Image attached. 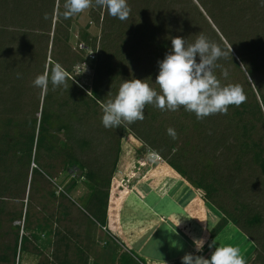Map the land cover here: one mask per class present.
<instances>
[{
  "label": "rangeland",
  "instance_id": "rangeland-1",
  "mask_svg": "<svg viewBox=\"0 0 264 264\" xmlns=\"http://www.w3.org/2000/svg\"><path fill=\"white\" fill-rule=\"evenodd\" d=\"M56 1L50 22L51 30L50 32L45 31V36L41 35L40 37L42 40L41 57L43 59L46 56L45 70L51 58L56 59L58 57L60 60L62 59V66L70 68V72L67 75L71 83L87 93L95 85L94 64L96 52L84 47L81 43V37L83 32H86L89 37L96 39L97 47V42L101 36L100 27L103 25V29H107V31H104L108 32L105 49L110 55L114 76L116 77L114 82H116L117 86H114V89L119 88L121 85H118V80H122V83L124 80H143L146 78V83L159 92L158 85L155 84L158 72L156 75H150L152 70L158 65L157 61H159V58L158 54H156L158 44L164 38L177 36L182 38L186 36L184 39L189 40L191 44L199 34H204L210 41L217 43L226 53L218 59L216 62L218 66L214 68V75L221 86L239 85L246 96L245 103L252 104L253 95L259 100V95L264 94V4L261 3V0H145L144 2L142 0H127L131 21L128 19L121 21L112 17L103 8H101L100 18L98 19V14H96L98 13V8L95 7L94 3L82 12L65 19L63 16L65 0L57 3ZM144 5L150 9H146ZM15 7L17 8L16 5ZM1 12L2 10H0ZM27 12L29 11L27 10ZM27 12L29 21L25 22V27L33 30L38 29V31L48 28V21L43 15L41 17L39 12ZM22 14L23 12L20 15ZM211 14L217 23L220 24V27L214 22ZM148 15L154 20L155 26H159L153 35L144 31L140 32L139 30V23L146 18L148 19ZM107 18L108 26L105 25ZM7 20L1 23L3 25L7 24L8 29L13 30L11 28H15L16 23L9 25ZM54 23L57 26V30L54 31L55 38L52 46ZM122 23L129 28V33L127 31L125 35H122ZM148 25L150 26V24ZM123 38H127L128 43L123 44ZM47 39L50 40L49 44H47L48 42L46 43ZM4 40L6 41V37ZM7 56L8 54L6 53L3 57ZM248 67L253 70V76H248ZM28 69H30L29 75L31 78L27 79L28 83L26 86L28 89L24 90L21 100L22 106L17 110L20 116H24L26 112H29L32 116L36 105H41L43 98V91L39 92L40 89L32 85L35 77L42 74L39 66L32 64L28 66ZM225 70L228 72L226 78L222 75ZM65 84L68 85L67 83ZM65 84L58 87H53L52 85L50 91L55 95L56 91L59 90V99L64 100L69 95V90H65ZM76 86L74 89L75 98L79 92L78 89L76 90ZM5 97L3 101H5ZM74 101L77 102L76 99ZM69 102L71 105L75 104L71 100ZM98 105L92 106L87 117V113L85 114V120H83L81 127L78 123H75L74 127L77 132L81 130L91 139L92 144L89 151L84 156H80L82 159H86L91 164V167L98 170L103 164H106L104 166L109 169L111 167L110 163L116 159V166L110 177L107 197L106 213L110 221V228L107 226L106 231L94 222L86 211L81 209L82 201L87 194V188L82 180H78L77 186L70 192L68 197L64 198L61 196V193L65 192L64 186L67 184L65 181L61 186L58 185L65 176L62 157L42 153L40 162L46 167L45 171L50 173L51 178L45 177L38 180L31 200L27 198L28 185L24 196H20L21 198L14 199L7 197V195L5 197V214L0 216L2 222V227L0 228V253L5 250L8 253L9 261L0 262V264H13L11 248L14 243V231H12L11 227L19 224V235H21L26 208L29 209L33 225L37 221L48 223L56 233L53 235L50 244H45L42 241L38 242L41 245L40 248H37L35 246L36 242L31 239L27 243V250L21 253L19 259L17 257L14 259L15 263L17 261L19 264H38L39 262L45 263V261L57 263L58 260L63 259L64 245L67 244L69 247L65 255L72 264L81 263L77 258L79 253L82 256L81 259H95L100 264H117L115 258H117L122 247L118 241H115L110 236L112 231L118 232L116 228L119 229L117 224H115L117 223L115 214L116 201L122 192H128L131 177L136 174L135 172H138L144 164L150 162L151 159H149L148 153L153 149V145L158 149L159 147H167L166 145L172 143V152H179V150L185 152L186 157L183 163L186 166L198 165V154L205 155L206 152L209 158H213L219 170L229 165L228 162L235 153L237 142L234 135L240 133V128L235 127V124H239L237 122L238 117H234V120L230 116L232 108L228 109L226 114L216 113L207 116V132H212L213 139L210 140L211 147H207V144L205 147V140H200L201 135L205 131L192 130V123H190L189 117L187 114H182L185 111L182 106L176 111H170L161 110L152 104H148L152 110L159 113L158 117L152 120V125L158 126V124H161L166 131L172 128L176 134L175 139H173L167 132V134H163L156 139L157 142L151 144L140 139L135 129L128 127L133 123L129 124L122 121L118 127H103L101 123L103 105L100 102ZM80 112H82V109ZM3 117L5 115L2 113L0 96V118L2 119ZM200 120L201 124L205 126V117ZM179 125L184 127V129H181ZM263 131L264 128L261 123L256 121L251 135L254 139L263 138ZM58 138L63 140V134H59ZM219 138L224 139L225 147H222L221 144L217 146L216 140L219 141ZM155 156H157L154 159L155 161H165L160 155L156 154ZM34 166L35 164H30L28 183L31 167ZM214 169L217 170L216 168ZM207 173L206 178L211 180V171ZM78 175L79 171H76L74 176L77 177ZM234 175L233 184L216 192L217 205H220L230 213H237L240 207L239 203H243L252 212L259 213L261 222L252 227V236L257 240V249L254 242L250 239L242 240L240 239L241 236L240 238L235 236L231 243L236 241L235 247L240 250L241 254L245 253L250 247L245 256H243L246 264H264V181L258 169L249 163H243L240 170H235ZM9 176L12 177V175ZM193 188L196 189L195 187ZM238 188L240 190H238L237 197L234 198L232 194ZM198 194L204 200L203 190L199 191ZM194 198H197L195 192L186 193L184 196L185 201L183 199L182 202L184 203L191 199L195 202L198 201ZM146 201L152 203L156 211L165 215L170 212L179 213L181 209L168 195L158 197L154 192H151L148 194ZM203 205L209 214L210 220L214 221L216 217L221 218L222 214L215 210L209 202H204ZM19 211L22 212L21 220L12 221V216ZM212 224L214 225L215 222ZM55 256L58 259H55Z\"/></svg>",
  "mask_w": 264,
  "mask_h": 264
},
{
  "label": "trees",
  "instance_id": "trees-1",
  "mask_svg": "<svg viewBox=\"0 0 264 264\" xmlns=\"http://www.w3.org/2000/svg\"><path fill=\"white\" fill-rule=\"evenodd\" d=\"M55 1L56 0H0V10H2L0 13V96L2 113L5 115L2 119L0 118V216L5 214L6 206L4 201L6 200V195L14 199L21 198L20 196H24L26 186L28 185L27 198L31 200L38 180L45 177H48V179L51 178L50 173L45 171L46 167L40 162L42 153H45L46 155L62 157L65 176L60 180L58 185L61 186L65 181L67 184L64 186L65 192L61 193V196L64 198L68 197L70 192L77 186L78 180H82L87 188V194L82 201L81 209L86 211L90 218L99 224L100 227H107L108 219L106 209L108 187L110 177L116 166V159L110 163L111 167L109 169L104 166L106 164H103L98 170L91 167V164H89L86 159L80 157L84 156V154L89 151L90 145L92 144L91 139L88 135L83 133V131L81 132L80 130L77 132L74 127L75 123L80 124L81 127L83 120H85V114L87 113V117L92 106H97L99 102L104 105L108 100L115 97L119 89L118 87L114 89V86H117L116 82H114L116 77L114 76L110 55H108L105 49V43L107 42L106 38L108 37V32H106L107 29H103V25L100 27L101 36L97 42V47L96 39L89 37L86 32H83L81 37L83 46L93 51L95 50L96 52L94 64L95 85L89 90V93L85 92L83 89H79L76 85L71 83L67 75L65 83L68 85L65 84V90H69V95L64 100L59 99V90L56 91L55 95L50 91L52 84L49 79L48 89L46 92H43L41 105H36L33 115L31 116L29 112H26L24 116H20L17 111L18 108L22 106V94H24L25 89H28L26 86L28 83L27 79L31 78L28 66L32 64L37 65L42 74L45 72L46 56L43 59L41 57L42 40L40 37L41 35L45 36V31L50 32L51 30L50 22L52 20ZM58 1L63 2L64 0H57L56 3ZM142 1L144 2L145 0ZM144 6L146 9H150L147 8L146 5ZM95 7L98 8V13L96 14H98L99 19L101 8L99 6ZM27 10L29 12H27ZM20 12H23V14L20 15ZM26 12H39L41 17L42 15L46 17L48 28L38 31V29L33 30L32 28L25 27V22L29 21ZM211 17L214 22L217 23L212 14ZM95 18L97 19V17ZM95 18H93V20L96 21ZM16 19L18 20L16 21ZM127 19L131 21L129 15ZM5 20H7L9 25L16 23L15 28H11L13 30H10V28L8 29L7 24L3 25V23H1ZM148 24H150V26ZM217 24L220 27V24ZM105 25L108 26V18ZM53 26L52 46L54 45L55 38L54 31L57 30L55 23ZM139 26L140 32L144 31L152 35L159 28V26H155L154 20H152L149 15L148 19L146 18L139 23ZM122 31V35H125L127 31L129 33V28L123 23ZM182 36L184 37V35ZM5 37L6 41L4 40ZM153 38L154 36L152 40ZM184 38H186V36ZM48 39L46 41V43L48 42L47 44H49L50 41ZM127 41V38H123L122 43H128ZM186 42L189 43L190 41L186 40ZM170 49L171 38H164V40L158 44V51L156 54H158L159 60H162ZM6 53L8 56L3 57ZM102 58L105 59L102 60ZM61 60L56 57V59L51 58L50 61H48L47 70L49 76L51 75V68L55 64L61 63L60 65L62 66ZM62 67L66 73L69 74L70 68L66 66ZM157 72L158 65L152 70L150 75H156ZM247 74L248 76H253V70L249 67L247 69ZM143 80L145 83L147 82L146 78ZM118 81V85H120L122 80ZM75 86L76 90H79L76 98L74 91ZM40 91L41 89L39 92ZM4 96H6L5 101H3ZM74 99H76L77 102L74 101ZM69 100L73 101L75 104L71 105ZM252 102V104L243 102L239 106H228V109L232 108V114L230 113V116L234 120V117H238L237 122L239 124H235V127L240 128V133L234 135L237 142L235 153L228 162L229 165L222 170L217 169L213 158H209L206 152L205 155L198 154V165L192 164L191 166H186L183 163L186 157L185 152L180 150V153L176 151L172 152V143L168 145L165 144L167 147H159L158 149L153 145V149L150 150V152L160 155L169 166L177 171L193 187L200 191L203 190L204 200L209 202L211 206L222 214L219 221L211 229L209 240L213 239L227 223L231 222L254 241L257 249V240L252 236V227L261 222L259 213L252 212L243 203H239L240 207L237 213H230L220 205H217L216 195L218 190L225 189L226 186L233 184V179H235L234 172L235 170H240L243 163L254 165L264 181V131L263 138L254 139L251 135L256 121L260 122L264 128V94L259 95V100L253 95ZM78 106L80 109H78ZM81 109L82 112H80ZM144 110V119L137 120L128 127L135 129L140 139L154 144L157 142L156 139L160 138L163 134H167V131L161 124H158V126L152 125V120L158 117L159 113L152 110L148 104L145 105ZM182 114H187L189 117V121L192 123V130L200 132L205 131V135H201L200 140H205V147L206 144L207 147H211L210 140L213 139V134L211 131L210 133L207 132V117H205V126H203L201 120L197 119L194 113L184 111ZM246 114L247 116H245ZM180 128L184 129L182 126H180ZM59 134H63V140L58 138ZM223 141V138H219V141L216 140L217 146L221 144L222 147H225V142ZM154 150L156 151L154 152ZM31 163L35 164V166L31 167L30 180L28 183V172ZM76 171H79L77 177L74 176ZM208 171L212 173L211 180L206 178ZM9 175H12V177ZM238 190L240 189L234 190L232 194L234 198L237 197ZM21 218L22 212L19 211L16 215L12 216L11 219L15 221L21 220ZM1 227L2 222L0 220V228ZM11 228L12 231H14V243L11 248L13 264H19L18 261L15 263L14 259L16 257L19 259L21 253L27 250V243H29L31 239L36 242L35 246L40 248L41 245H39L38 242L42 241L45 244H50L53 235L56 233L51 229V225L48 223L37 221L36 224L33 225L30 219L29 209L27 208L24 213L22 225L23 232L21 235H19V224L13 225ZM60 240H62V238H60ZM64 247L65 252H67L69 246L65 244ZM121 247L122 250L118 253L117 258H115L117 264H145L142 259L135 256L131 251L123 246ZM78 251L81 252L79 249ZM65 252L63 259L58 260L57 263H48L45 261V263L39 262L38 264H72L65 255ZM79 254L77 258L81 262L80 264H100L95 259H81L82 256ZM55 259H58V257L55 256ZM8 261V253L5 250L1 251L0 262Z\"/></svg>",
  "mask_w": 264,
  "mask_h": 264
},
{
  "label": "clouds",
  "instance_id": "clouds-1",
  "mask_svg": "<svg viewBox=\"0 0 264 264\" xmlns=\"http://www.w3.org/2000/svg\"><path fill=\"white\" fill-rule=\"evenodd\" d=\"M93 3L122 21L127 19L130 12L127 0H65L63 16L67 19ZM261 3L264 4V0ZM225 54L217 43L210 41L204 34H199L191 44L179 36L171 38L170 51L157 61L155 84L159 92L144 80H124L115 97L102 106L103 127H118L122 121L131 124L143 120L146 104L170 111L182 106L185 111L194 113L197 119L216 113L226 114L229 105L239 106L246 96L239 85L221 86L214 75V68L218 66L216 62ZM222 75L226 78L228 72L225 70ZM66 77V71L57 63L51 68L50 76L46 69L35 77L32 85L46 92L49 79L53 87H58L65 84ZM167 132L175 139L172 128L167 129ZM194 244L196 251H201L205 241L196 239ZM209 248H214L209 258L186 253L181 257V264H246L235 246L213 242Z\"/></svg>",
  "mask_w": 264,
  "mask_h": 264
},
{
  "label": "crops",
  "instance_id": "crops-1",
  "mask_svg": "<svg viewBox=\"0 0 264 264\" xmlns=\"http://www.w3.org/2000/svg\"><path fill=\"white\" fill-rule=\"evenodd\" d=\"M135 173L131 177V182L129 181L128 192H122L116 201L115 224L119 229L116 228L118 232L111 230L114 235L110 233V236L142 259L145 264H179L181 257L186 253L209 258L214 250L209 248L210 244L214 242L235 246L236 241L231 243L235 236L254 242L231 222L209 240L210 231L219 218L216 217L214 221L209 219L205 204L203 205L206 201L198 194L200 190L194 189L165 161L150 160ZM151 192L158 197L167 195L171 197L174 203L180 206L179 213L170 212L165 215L156 211L154 205L146 201ZM190 192H195L197 198L194 199L198 201L191 199L183 203L184 196ZM109 222L108 220V228ZM196 239L205 241L201 251H196L194 244ZM246 252L241 255L245 256Z\"/></svg>",
  "mask_w": 264,
  "mask_h": 264
},
{
  "label": "built area",
  "instance_id": "built-area-1",
  "mask_svg": "<svg viewBox=\"0 0 264 264\" xmlns=\"http://www.w3.org/2000/svg\"><path fill=\"white\" fill-rule=\"evenodd\" d=\"M155 155H156V154H154L153 152H149V153H148L149 159H151V160L156 159L157 156H155ZM107 226H108V225H107ZM102 228L106 230L107 227H106V226H103Z\"/></svg>",
  "mask_w": 264,
  "mask_h": 264
},
{
  "label": "bare ground",
  "instance_id": "bare-ground-1",
  "mask_svg": "<svg viewBox=\"0 0 264 264\" xmlns=\"http://www.w3.org/2000/svg\"><path fill=\"white\" fill-rule=\"evenodd\" d=\"M168 170V169H167Z\"/></svg>",
  "mask_w": 264,
  "mask_h": 264
}]
</instances>
